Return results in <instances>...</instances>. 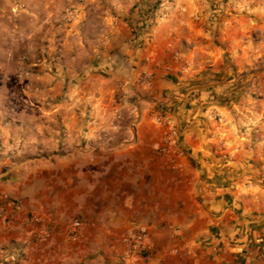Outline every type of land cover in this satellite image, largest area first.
<instances>
[{"label":"crops","instance_id":"crops-1","mask_svg":"<svg viewBox=\"0 0 264 264\" xmlns=\"http://www.w3.org/2000/svg\"><path fill=\"white\" fill-rule=\"evenodd\" d=\"M179 26L160 25L125 67L103 59L105 73L90 75L103 84L91 95L98 115L26 120L29 140L55 141L53 152L31 145L16 164L1 149L0 194L14 205L0 216V264H127L123 238L140 225L153 245L143 264H264V21L220 35ZM173 49L189 76L162 69ZM146 72L151 88L138 84ZM158 114L179 133L168 155ZM74 220L84 225L71 239Z\"/></svg>","mask_w":264,"mask_h":264},{"label":"rangeland","instance_id":"rangeland-1","mask_svg":"<svg viewBox=\"0 0 264 264\" xmlns=\"http://www.w3.org/2000/svg\"><path fill=\"white\" fill-rule=\"evenodd\" d=\"M263 11L264 0H0V152L13 148L0 161L32 157L33 145L37 155L55 150V141L29 140L26 120L98 115L91 95L103 84L90 75L104 74L109 57L125 67L129 49L141 48L160 25L189 20L220 35L231 23L263 26ZM123 100L115 93L111 106ZM3 128L11 129L9 137Z\"/></svg>","mask_w":264,"mask_h":264},{"label":"built area","instance_id":"built-area-1","mask_svg":"<svg viewBox=\"0 0 264 264\" xmlns=\"http://www.w3.org/2000/svg\"><path fill=\"white\" fill-rule=\"evenodd\" d=\"M171 59L172 62L162 66V69H164L166 73H177L181 76H189L192 73L193 70L191 64H189L182 51L173 49L171 52ZM154 77L155 75L153 72L142 74L138 80L139 86L151 88L154 82ZM214 117L219 121L222 119L220 115H215ZM156 122L168 129L163 143L158 147L157 151L160 155H168L179 135L178 130L175 123L162 114L156 116ZM10 205H14L10 196L5 193L0 194V216H3L6 212V207ZM83 225L82 221L74 220L67 229L69 238H78L83 229ZM123 243L125 247L123 251V260L127 264H143L153 250L150 231L145 225H140L137 228L128 230L123 238ZM175 253L178 254L179 251L176 250Z\"/></svg>","mask_w":264,"mask_h":264}]
</instances>
